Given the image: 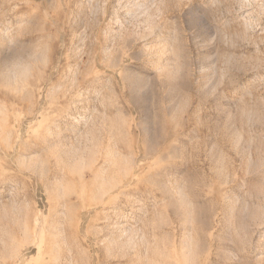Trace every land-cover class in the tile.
<instances>
[{
    "label": "rangeland",
    "instance_id": "rangeland-1",
    "mask_svg": "<svg viewBox=\"0 0 264 264\" xmlns=\"http://www.w3.org/2000/svg\"><path fill=\"white\" fill-rule=\"evenodd\" d=\"M0 264H264V0H0Z\"/></svg>",
    "mask_w": 264,
    "mask_h": 264
}]
</instances>
